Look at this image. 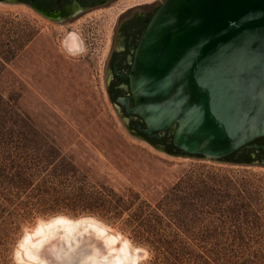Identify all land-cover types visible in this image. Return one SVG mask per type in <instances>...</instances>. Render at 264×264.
Returning <instances> with one entry per match:
<instances>
[{
	"label": "rangeland",
	"instance_id": "obj_1",
	"mask_svg": "<svg viewBox=\"0 0 264 264\" xmlns=\"http://www.w3.org/2000/svg\"><path fill=\"white\" fill-rule=\"evenodd\" d=\"M137 2L141 0H119L107 10L84 14L70 24H57L22 4L0 3V133H6L3 124L8 129L22 121L33 124L60 146L63 156L75 160L91 184L107 186L133 205L117 221L110 219L111 214L58 213L35 216L12 236L1 231L0 240L1 234L6 237L0 242V264H17L12 252L23 229L55 215L97 220L131 247L145 251L137 264H153L154 257L134 238L147 229L125 223L137 208L142 218L187 219L196 214L199 221L190 223L187 233L264 236V167L158 151L129 133L108 99L102 63L109 34L118 14ZM70 37L78 40L73 50ZM240 189L250 194L253 207L246 211L245 220L235 221L239 212H234L233 203L240 200ZM192 193V207L186 208L185 203L191 201L185 200ZM255 219L257 224L252 225ZM165 228L161 234L186 232ZM117 248L107 249L108 255Z\"/></svg>",
	"mask_w": 264,
	"mask_h": 264
},
{
	"label": "water",
	"instance_id": "obj_2",
	"mask_svg": "<svg viewBox=\"0 0 264 264\" xmlns=\"http://www.w3.org/2000/svg\"><path fill=\"white\" fill-rule=\"evenodd\" d=\"M129 83L134 107L121 103L142 120L137 131L147 138L169 131L188 156L220 161L264 137V0H164L138 42ZM24 233L12 252L17 264ZM76 240L84 264L106 252L90 234Z\"/></svg>",
	"mask_w": 264,
	"mask_h": 264
},
{
	"label": "trees",
	"instance_id": "obj_3",
	"mask_svg": "<svg viewBox=\"0 0 264 264\" xmlns=\"http://www.w3.org/2000/svg\"><path fill=\"white\" fill-rule=\"evenodd\" d=\"M5 125L2 129L6 133L3 130L0 133V232L6 230L12 236L22 223L35 216L58 213L111 214L110 219L117 221L133 207L132 201H126L113 189L91 184L75 160L63 156L60 146L41 135L33 124L22 121L10 129ZM171 148L172 145L168 151L174 155L203 158L179 151L172 153ZM234 155L220 161H228ZM187 198L185 201L191 202L185 203L186 208L192 207L194 193ZM237 198L240 200L233 203L234 212H239L235 221L245 220L246 211L253 207V199L245 189L237 192ZM128 199H131L129 195ZM211 201L212 197L209 203ZM141 215V210L137 208L129 214L125 223L147 229L145 233H135L134 238L152 252L153 264H264L262 235L249 236L241 232L192 234L187 233L185 228L199 221L196 214L187 219L164 215L142 218ZM256 221L252 225L257 224ZM164 228L186 232L161 234ZM1 235L0 242H4L6 236Z\"/></svg>",
	"mask_w": 264,
	"mask_h": 264
},
{
	"label": "flooded vegetation",
	"instance_id": "obj_4",
	"mask_svg": "<svg viewBox=\"0 0 264 264\" xmlns=\"http://www.w3.org/2000/svg\"><path fill=\"white\" fill-rule=\"evenodd\" d=\"M119 0H0V3L22 4L57 24H70L80 16L109 9ZM162 4L161 0H141L124 8L117 16L108 38L102 63L103 88L122 122L136 138L170 153L171 133L158 138H147L136 129L144 128L142 120L126 112L121 103L127 100L134 107L130 91L129 74L133 56L149 21ZM253 146H257L254 148ZM264 137L255 139L247 147L237 151L227 162L243 166L264 167ZM178 151L172 145L171 152ZM228 157V156H227ZM226 157V158H227ZM226 158L220 160H227Z\"/></svg>",
	"mask_w": 264,
	"mask_h": 264
},
{
	"label": "bare ground",
	"instance_id": "obj_5",
	"mask_svg": "<svg viewBox=\"0 0 264 264\" xmlns=\"http://www.w3.org/2000/svg\"><path fill=\"white\" fill-rule=\"evenodd\" d=\"M69 43L72 50L78 47V40L75 37H70ZM84 224V228H79ZM102 225L95 219L72 220L61 216L39 221L29 229V233H24L22 236L18 251L15 253L17 262L20 264H84L83 261L76 259L74 252L75 245L80 242L76 240V235L81 236L83 233L97 237L106 247V252L99 260L88 259L87 264H137L140 258H144L140 249L138 251L131 247L129 242L119 237L118 233H110V229ZM58 232L60 233L57 234ZM116 247L118 250L108 255L107 249L115 250ZM107 255L110 259H106Z\"/></svg>",
	"mask_w": 264,
	"mask_h": 264
},
{
	"label": "snow or ice",
	"instance_id": "obj_6",
	"mask_svg": "<svg viewBox=\"0 0 264 264\" xmlns=\"http://www.w3.org/2000/svg\"><path fill=\"white\" fill-rule=\"evenodd\" d=\"M60 218H58V220H59Z\"/></svg>",
	"mask_w": 264,
	"mask_h": 264
}]
</instances>
